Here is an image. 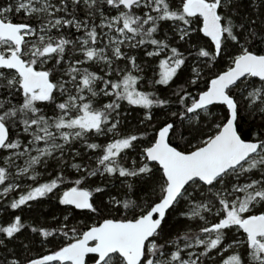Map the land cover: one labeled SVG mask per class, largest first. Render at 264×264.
Instances as JSON below:
<instances>
[{"label": "snow or ice", "instance_id": "obj_1", "mask_svg": "<svg viewBox=\"0 0 264 264\" xmlns=\"http://www.w3.org/2000/svg\"><path fill=\"white\" fill-rule=\"evenodd\" d=\"M0 264H264V0H0Z\"/></svg>", "mask_w": 264, "mask_h": 264}]
</instances>
